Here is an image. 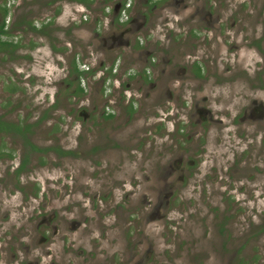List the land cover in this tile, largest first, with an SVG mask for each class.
Returning a JSON list of instances; mask_svg holds the SVG:
<instances>
[{
    "label": "flooded vegetation",
    "instance_id": "1",
    "mask_svg": "<svg viewBox=\"0 0 264 264\" xmlns=\"http://www.w3.org/2000/svg\"><path fill=\"white\" fill-rule=\"evenodd\" d=\"M65 1H68L74 12L101 14L99 29L93 33L92 47L104 43L110 52H113V49L118 50L115 60L110 64L106 59L90 64L86 67V73L83 72L79 76H75L76 73L73 74L70 70L60 81L62 85L71 82L67 87L71 90L70 99H74L78 105L76 107L79 111L78 120H82L83 124L89 121L98 130L104 128L102 131L106 133L105 136L115 140L126 125H130L137 117L143 115L150 120L149 137L152 142L150 146L154 148L152 150L166 148L157 153L156 162L152 158H145V163L142 161L147 164L150 160L155 165L156 168L150 170L152 176H143L146 178L143 181L142 171L136 169L131 173L133 178L129 180L131 191L127 192L126 182L118 186L127 192L124 196L125 201L133 204L130 199L133 198L134 201L136 189L145 185V194H150L151 200L147 201L145 196L144 202L145 205L152 207L149 210L151 218L145 224L152 223L154 218H165L162 210L170 207V202L180 190L192 188L195 192L201 187L204 177L216 172L217 169V166L210 164L206 173L203 161L212 159L220 149L225 151L226 156L232 155L231 166L222 168L223 171L218 168L219 174L231 178V184L226 185L225 181L223 182L226 190L222 198H227L236 208H241L239 204H246V201H237L233 189L236 192L247 193L248 187L244 183H249L248 179L243 178L242 181H245L243 184L238 182L241 186L232 183L243 177V171L237 176L239 170L237 166L242 160L243 164L247 165L253 159L254 153L256 160H262L263 156L261 152L264 146V0ZM21 3L22 1L17 5L11 4L12 10L21 9L23 7ZM61 8L57 12H60ZM86 17L84 15L82 23L89 21ZM20 18L21 20L19 13L16 16L11 12L7 21L9 24L10 20L8 27L11 33L14 31L16 20H19L20 26L49 37L48 27L51 26V18L48 24L43 20L39 23L35 18L30 21L28 16L25 19V16L20 15ZM98 20L100 16H96V21ZM105 25L109 27L110 34L102 36L100 29ZM10 39L14 44L18 42L17 38ZM242 52L251 55L249 67L239 66L245 56ZM129 61L133 62L132 66H128ZM76 63L78 66L77 59ZM222 65L225 66L223 69ZM234 68L239 72L230 71ZM71 75L75 78L70 79ZM84 79L87 80V86L83 83ZM97 92L102 103L96 101ZM55 104L56 101L50 108H55ZM47 116L48 114L43 113L41 118H44L29 122L28 125H25L27 122L20 120L19 123L4 120L5 123L21 127V131L4 137L0 134V139L11 137L28 140L34 134L31 127L44 124L52 127V130L55 129L53 134L57 136L58 133L57 137L60 138L59 126L62 121L49 120L45 118ZM78 120L72 122L71 128ZM101 136L102 132L99 138ZM60 139L59 142L50 140L49 147L40 148V152L44 156L50 152H55L58 157L81 155L78 152L82 145L81 134L77 137L75 146L69 148L60 145ZM2 144L0 161L15 158L13 151L4 152L5 143ZM116 146H119L118 142ZM210 147H213L211 151ZM32 157L31 152L25 153L23 158L20 157V165L15 170L17 179L25 172L26 161ZM99 165L97 163V166ZM103 170L109 171L108 176L112 173L108 167ZM229 170H235L237 175H229ZM18 188L23 190L21 187ZM156 190L168 194L166 203H159ZM253 192L251 191L252 195ZM83 196L89 198L91 212H95L96 202L100 199L104 200L106 207L110 205L108 195L99 197L95 194L92 198L85 194ZM133 206L137 213L138 207L136 204ZM43 207L46 208L47 204ZM84 207L87 209V206ZM230 207L229 205L228 208ZM120 208L123 209L122 206ZM53 213L51 215L47 212L41 213L35 234L27 233L21 239L12 238L13 245L9 247L8 264L149 263L148 258L143 261L139 251L135 252L136 246L143 242L132 245L134 252L129 260L132 251H127L129 242L125 233L119 237L120 249L112 248L117 237L111 241L110 234L118 226L116 222L112 225L106 221L109 220L110 213L100 215L98 212V215L94 216L85 215L83 218L60 221L58 214ZM232 220L233 218L229 217L220 223L222 225L219 226L218 249H208L207 252L206 249H201V255L205 251L204 256L214 257L216 264L218 262L223 264L224 257H232V254L225 253V249L228 248L225 242H230L235 247L234 259L228 264H246L238 254L246 251L244 246L248 244V238L240 245L238 241L232 244L237 237L234 228L233 233L230 229L231 232L227 231L226 235H223L224 229L228 228L227 225L229 222L232 223ZM256 232L263 234L264 228L262 230L259 228ZM256 232L252 234L251 240L256 237ZM38 236L39 240L36 241ZM38 246L39 251L36 252ZM0 247H4L3 244Z\"/></svg>",
    "mask_w": 264,
    "mask_h": 264
},
{
    "label": "rangeland",
    "instance_id": "2",
    "mask_svg": "<svg viewBox=\"0 0 264 264\" xmlns=\"http://www.w3.org/2000/svg\"><path fill=\"white\" fill-rule=\"evenodd\" d=\"M20 1L23 7L12 10L16 16L19 13V20L21 15L25 16V19L28 16L30 21H33V18L38 19L39 23L43 20L47 22L46 24L51 18L52 23H50L51 26L48 25V37L33 33L20 26L21 22L16 20L12 39L22 40V45H26V49L19 50L15 54L17 57L15 60L10 56L5 58L3 54L0 55V117L17 123L20 120L27 122L25 125H28L29 122L41 120L44 118H41V115L46 113L48 114L46 119L62 121L59 126L61 139L57 137L58 133L57 136L53 134L55 129L52 130V127L47 124L31 127L34 134L28 140L11 137L0 139V149L3 142L6 150H2L6 153L13 151L16 155L13 159L6 158L0 161V246L2 244L4 246L0 247V264L9 262V247L13 245V237L21 239L27 233H36L42 212H47L48 215L56 212L59 221L83 218L85 215L94 216L98 215V212L100 215L110 213L109 220L106 221L112 225L116 222L118 226L110 234L111 241L117 237L114 242L116 244L112 248L120 249L119 237L125 233L129 242L127 251H132L133 244L143 242L136 246L135 252L139 251L143 261L148 258V264H216L214 257L204 256L205 251L218 249L219 226L222 225L220 223L225 218L232 217V223H228V228L224 229L223 235L225 236L227 231L231 232L230 229L232 233L235 230L237 237L232 244L238 241L239 245L248 238V244L244 246L246 251L244 255L240 252L239 258L246 264H264V233L256 232L259 228L260 230L264 228V146L261 152L262 160H256V153H254L253 159L247 165H244L242 160L237 166L238 175L235 170L228 171V174L232 176H239L243 171V177L232 183L235 186L236 184L241 186L240 183L245 182L242 181L243 178L249 181L244 183L248 187L247 193L243 194L233 189L237 201H246V204H239L241 208L234 207L230 204L231 201L222 198L226 190L223 182L229 185L231 178L219 174L218 168L223 171L222 168L231 166L232 155L226 156L225 151L220 149L216 151L212 159L203 161L206 173L210 164L217 166L216 172L205 176L204 183L195 192L192 188H184L177 192L175 199L170 202V207L162 210L165 218H154L152 223L146 225L145 222L151 218L149 210L152 207L145 205L144 202L145 196L147 201L151 200V195L145 194V185L136 189L134 201L133 198L130 199L134 202L133 204L125 201L124 196L132 190L129 186V180L133 178L131 173L136 169L141 170V177L145 181L146 178L143 176H152L150 170L156 168L150 160L149 164H144L145 158H152L156 162L157 153L166 149L152 150L154 148L150 146L152 142L149 137V118L143 115L137 117L117 134L115 140L107 138L106 133L102 131L104 128L98 130L89 121L83 124L82 120H78L76 109L78 105L74 99H70L71 90L67 87V84L71 82L63 85L60 83L72 69L73 60H78V68L84 73L90 64H96L103 59L110 64L115 60L118 50L113 49V52H110L104 43H98V46L92 47L93 33L99 29L101 14L74 12L68 1L64 2V0H0V6L14 3L17 5ZM60 8L61 11L57 12ZM84 15L89 18V21L82 23ZM96 16H100V20L96 21ZM100 33L102 36L109 35V27L105 25L100 29ZM244 54L239 66L249 67L251 55L242 52V55ZM132 65L133 62L129 61L128 66ZM227 66L232 67V65ZM224 67L222 65V69ZM230 71L239 72L237 68ZM75 76L71 75L69 78L74 79ZM83 83L87 86L86 79ZM12 84L19 88L14 94L8 91ZM55 101V108H50ZM96 101L102 103L98 92ZM74 120L78 121L71 128ZM101 132L102 136L99 138ZM80 134L82 145L78 150L81 153L78 157H58L55 152L44 156L40 152V148L49 147L50 140L59 142L60 139V145L63 147H73ZM116 142L119 146H116ZM34 146L39 151L36 149L33 151ZM211 149L213 147H210V151ZM29 152L33 153V157L26 161V170L17 179L15 170L20 165V157L23 158L25 153ZM207 153L209 154V151ZM256 162L259 165H256ZM97 163L100 165L97 166ZM105 167L112 172L110 176L107 175L108 170H103ZM216 177L217 180H215ZM124 182L128 185L127 192L118 188L119 184ZM251 191H254L253 195ZM156 192L159 203H166L168 194L161 190ZM84 194L90 198L95 194L99 197L108 195L110 205L106 207L104 200L100 199L96 202L95 212H91V202L89 198L83 196ZM45 204L47 207L42 208ZM135 204L138 207L137 213L133 206ZM229 205L230 208H228ZM84 206H87V209ZM107 210L109 211L106 213ZM93 224L95 225L96 222ZM123 227L125 228L122 231ZM255 232L256 237L251 240ZM17 243L20 246V240ZM225 245L228 247L225 253L232 254V257L223 258V264H228L231 259H234L235 247L230 242H225ZM39 247L35 250L36 252L39 251ZM201 249H206L203 255H201ZM151 250L152 253H150ZM133 252L134 250L129 260ZM225 258H227L226 261ZM77 259L76 257V261Z\"/></svg>",
    "mask_w": 264,
    "mask_h": 264
},
{
    "label": "trees",
    "instance_id": "3",
    "mask_svg": "<svg viewBox=\"0 0 264 264\" xmlns=\"http://www.w3.org/2000/svg\"><path fill=\"white\" fill-rule=\"evenodd\" d=\"M11 12H12V5H1L0 6V13H1V22H0V55H4L5 58L11 56L10 58L15 60L17 57H15L16 52L19 49H24L26 48V45H22V40H18V42H16V44H14L10 37L12 36L11 30L8 27V19L11 16ZM35 29V28H34ZM48 34V33H47ZM71 72L74 74H82L83 72H81L78 69L77 63L74 60L73 64H72V69ZM19 90L18 87L14 86L12 84V86H10L8 88V91L11 94L16 93ZM5 119L0 117V134H2V137L9 135L11 133H16L18 131H21V127L13 125V124H9V123H5L3 122ZM33 149H36V147H33Z\"/></svg>",
    "mask_w": 264,
    "mask_h": 264
}]
</instances>
